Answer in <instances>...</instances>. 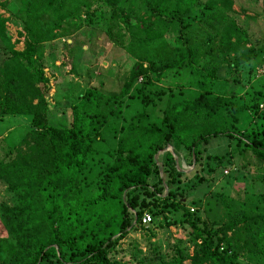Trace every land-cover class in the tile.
I'll return each instance as SVG.
<instances>
[{"label":"trees","instance_id":"1","mask_svg":"<svg viewBox=\"0 0 264 264\" xmlns=\"http://www.w3.org/2000/svg\"><path fill=\"white\" fill-rule=\"evenodd\" d=\"M53 1L55 18L46 20ZM92 1L75 0L67 9L62 0H27L24 46L10 47L3 55L0 116H25L29 129L22 141L25 150L18 144L0 158V181L13 196L9 206H0L4 245H9L8 257H2L0 264H264V129L239 130L233 122L236 118L231 114L227 120L221 112L239 106L229 101V93L219 97L207 85L217 62L199 67V90L192 99L169 103L158 122H129L121 128L110 160L102 165L96 143L104 140L107 118L119 115L120 98L129 83L117 94L86 87L70 106L66 126L46 122L48 79L40 66L42 44L57 36L70 15L89 13ZM102 1L111 6V20L122 19L126 33L118 36H126L125 48L138 62L131 72L146 62L162 74L183 60L189 64L198 52L209 57L238 52L235 65L253 55V49L241 42L244 31L229 15L231 0L202 2L203 15L196 21L208 36L193 46L167 45L163 33L180 23L197 0ZM1 26L0 38L4 36ZM216 135L235 136L244 150L263 161L258 169L261 191L241 200L209 192L202 217L183 206L182 192L204 180L198 172L203 163L208 172L212 170L210 160L217 156H203L201 150ZM168 146L171 151L165 149ZM188 157L197 178L190 184L187 174L178 170ZM170 208L182 210L178 222L188 226L191 253L174 245L130 263L109 258L130 228L143 226L144 212L162 216L169 224L163 214Z\"/></svg>","mask_w":264,"mask_h":264},{"label":"rangeland","instance_id":"2","mask_svg":"<svg viewBox=\"0 0 264 264\" xmlns=\"http://www.w3.org/2000/svg\"><path fill=\"white\" fill-rule=\"evenodd\" d=\"M62 1L67 9L75 3V0ZM203 1L197 0L180 23L163 33L167 45L177 43L180 46H193L206 40L208 35L196 21L198 16L203 15L200 11ZM26 5L27 0H0V23L4 35L0 38V67L3 55L10 47L21 50L24 46L22 20ZM51 5L44 17L46 20L55 18L56 11L53 8L56 4L53 1ZM89 7V13L81 11L79 15H70L57 30V36L42 44L44 58L40 66L48 79L46 122L56 127L68 124L70 106L86 87L99 88L106 94H117L124 84L129 83L126 93L120 98L119 115L107 118L102 130L104 140L96 143L101 165L110 160L109 152L112 151L114 137L121 128L129 122H158L163 108L169 103L192 99L199 90L196 82L199 67L210 66L213 62H217V68L207 85L219 97L229 93V101L239 106L227 112L222 109L226 119L231 120L232 114L236 118L233 122L239 130L264 129V107L258 106L264 101V79L254 77V70L264 56V0H231L229 15L245 33L241 42L253 49L250 58L235 65L238 52L230 51L224 55L216 53L215 57L198 52L197 56L188 61L189 64H183L186 61L183 60L178 66L163 70L162 74L149 69L146 62L142 63L136 73L131 72L137 59L125 48L126 36H118L126 33L122 19L114 16L111 20V6L102 0L92 1ZM218 38L215 37V40ZM144 77L147 78L146 82H143ZM254 103L256 105L252 106ZM226 107L229 108V105ZM28 124L25 116H0V158H5L8 149L18 144L25 150L22 141L29 129ZM166 149L171 151L169 146ZM201 154L216 155L217 158L210 160V172L207 171L206 163L202 164L198 172L204 176L203 181L182 192L183 206L190 213L205 216L203 203L206 195L212 191L238 200L261 191L258 169L263 161L244 150L235 136L226 138L224 135H216L208 138ZM188 159L179 163L178 170L187 174L186 182L190 184L197 178L193 175ZM12 198L5 184L0 181V206H9ZM163 216L169 224L165 223L162 216H150L151 220L147 224L130 228L108 253L109 258L130 263L153 251L162 253L174 245L191 253L188 226L178 222L183 218L182 210L170 208ZM4 230L0 223V262L9 253V245H4Z\"/></svg>","mask_w":264,"mask_h":264},{"label":"built area","instance_id":"3","mask_svg":"<svg viewBox=\"0 0 264 264\" xmlns=\"http://www.w3.org/2000/svg\"><path fill=\"white\" fill-rule=\"evenodd\" d=\"M254 77L255 79H264V56L262 57V60L260 64L255 68L254 70ZM259 108L264 107V101L258 104ZM191 210V209H190ZM151 220V217L149 213L144 212L140 217V222L142 224H147Z\"/></svg>","mask_w":264,"mask_h":264},{"label":"water","instance_id":"4","mask_svg":"<svg viewBox=\"0 0 264 264\" xmlns=\"http://www.w3.org/2000/svg\"><path fill=\"white\" fill-rule=\"evenodd\" d=\"M166 149V148H165ZM169 149H171V147H169ZM174 157V160H176V157L175 156H173ZM134 220H135V218H134Z\"/></svg>","mask_w":264,"mask_h":264}]
</instances>
